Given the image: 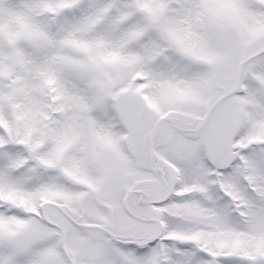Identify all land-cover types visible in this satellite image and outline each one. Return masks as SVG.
Masks as SVG:
<instances>
[{"label":"snow or ice","instance_id":"snow-or-ice-1","mask_svg":"<svg viewBox=\"0 0 264 264\" xmlns=\"http://www.w3.org/2000/svg\"><path fill=\"white\" fill-rule=\"evenodd\" d=\"M0 264H264V0H0Z\"/></svg>","mask_w":264,"mask_h":264}]
</instances>
